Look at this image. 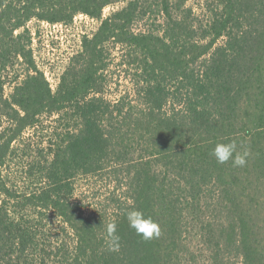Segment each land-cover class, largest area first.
<instances>
[{
    "label": "trees",
    "instance_id": "1",
    "mask_svg": "<svg viewBox=\"0 0 264 264\" xmlns=\"http://www.w3.org/2000/svg\"><path fill=\"white\" fill-rule=\"evenodd\" d=\"M189 1L0 0V264H264V0ZM78 14L100 25L53 90L28 24ZM115 50L132 91L112 100ZM232 140L244 167L211 155ZM79 177L115 186L110 213Z\"/></svg>",
    "mask_w": 264,
    "mask_h": 264
},
{
    "label": "rangeland",
    "instance_id": "2",
    "mask_svg": "<svg viewBox=\"0 0 264 264\" xmlns=\"http://www.w3.org/2000/svg\"><path fill=\"white\" fill-rule=\"evenodd\" d=\"M196 3V0L189 1V4L196 5ZM117 7L118 5H110L105 8L104 16ZM99 25L98 19H92L84 14H78L73 21L64 24L38 20H33L28 24L30 29L35 31L32 49L36 63L45 73L53 90L57 88L60 77L73 55L81 50L83 36L93 33ZM113 52L115 64L108 73L105 93L110 99L116 100L125 92L132 91V83L125 77L124 70L116 64L119 61L118 54L116 50ZM18 69L22 73V66H18ZM13 85L6 86V96L11 94ZM117 193L119 192L115 186L102 177H79L76 180L75 198L86 205V211L98 205H107L110 213L114 203L113 198L115 200Z\"/></svg>",
    "mask_w": 264,
    "mask_h": 264
},
{
    "label": "clouds",
    "instance_id": "3",
    "mask_svg": "<svg viewBox=\"0 0 264 264\" xmlns=\"http://www.w3.org/2000/svg\"><path fill=\"white\" fill-rule=\"evenodd\" d=\"M211 155L218 164H225L231 161L234 167H244L247 164L250 152L248 150L238 151L237 142L232 140L217 143L212 149ZM125 216L129 227L144 241L158 238L161 235L159 223L151 216L145 215L142 210L137 208L126 210ZM105 240L109 251H119L121 238L118 234L116 222L113 221L106 225Z\"/></svg>",
    "mask_w": 264,
    "mask_h": 264
},
{
    "label": "built area",
    "instance_id": "4",
    "mask_svg": "<svg viewBox=\"0 0 264 264\" xmlns=\"http://www.w3.org/2000/svg\"><path fill=\"white\" fill-rule=\"evenodd\" d=\"M92 19H94V18H92ZM49 23V22H48ZM57 24V23H56Z\"/></svg>",
    "mask_w": 264,
    "mask_h": 264
}]
</instances>
